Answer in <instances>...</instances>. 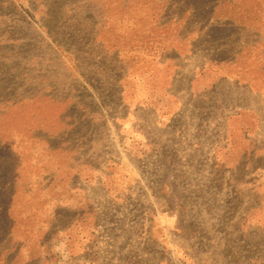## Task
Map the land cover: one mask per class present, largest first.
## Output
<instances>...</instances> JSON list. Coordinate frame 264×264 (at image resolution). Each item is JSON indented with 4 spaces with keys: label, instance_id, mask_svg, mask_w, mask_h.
Segmentation results:
<instances>
[{
    "label": "rangeland",
    "instance_id": "obj_1",
    "mask_svg": "<svg viewBox=\"0 0 264 264\" xmlns=\"http://www.w3.org/2000/svg\"><path fill=\"white\" fill-rule=\"evenodd\" d=\"M249 1L22 7L33 20L16 18L0 64V163L37 165L41 183L44 166L84 171L56 264H264V7ZM31 198L36 216L77 207Z\"/></svg>",
    "mask_w": 264,
    "mask_h": 264
},
{
    "label": "trees",
    "instance_id": "obj_2",
    "mask_svg": "<svg viewBox=\"0 0 264 264\" xmlns=\"http://www.w3.org/2000/svg\"><path fill=\"white\" fill-rule=\"evenodd\" d=\"M232 2L236 3L238 0H232ZM256 2L260 4V8L264 7V0H251L247 4ZM24 5L32 8V14L36 17L47 15L52 18L51 11L69 8L67 5L61 7L58 0H0V64L8 56L14 55L18 48L16 40L21 34H24L21 29L15 28L17 26L16 18H22L23 21L30 18V22L33 20L31 15L22 11ZM61 14L62 18L66 17V12ZM32 121L34 120L32 119ZM35 127L32 130L38 133L46 131L47 128L51 129L48 124L43 122ZM38 133H35L32 138L37 137ZM1 134L2 130H0ZM37 139L36 141H38ZM249 154L247 153L246 156L250 157ZM36 166L1 165L0 163V264H56L58 255L53 249L52 243L66 237L67 233L63 235V230L79 221L80 216L85 213L84 207L87 202L80 191L85 187L84 182L86 181L84 171H81L80 167L76 174L70 175L60 166L56 172H53L52 167L44 166L41 168V172L45 176V180L41 183L40 176L36 177L39 171ZM28 192L31 193L26 195ZM34 195L40 196L41 203L46 206L49 203L55 208L65 205L63 208L65 212L70 211L73 198H76L77 207H74V211L68 218L59 211L54 216V209L51 207L47 210L46 216H36L35 212H37L39 203L35 202L39 201L31 198ZM81 218L83 219L81 221L88 220L87 217ZM22 221L25 222L23 224L25 230H22ZM29 227L33 236L28 233ZM90 237H92V233L88 238ZM83 245L81 241L69 243L67 240L66 252L71 258L82 257Z\"/></svg>",
    "mask_w": 264,
    "mask_h": 264
}]
</instances>
